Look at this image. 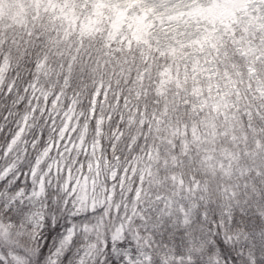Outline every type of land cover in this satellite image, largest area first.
<instances>
[{
	"label": "trees",
	"instance_id": "trees-1",
	"mask_svg": "<svg viewBox=\"0 0 264 264\" xmlns=\"http://www.w3.org/2000/svg\"><path fill=\"white\" fill-rule=\"evenodd\" d=\"M79 6L0 0V92L52 118L64 161L77 172L87 167L88 183L90 175L118 176L119 186L136 187L174 222L198 199H261L264 98L254 85H264V59L253 77L238 50L246 29L225 24L223 48L213 53L217 78L208 84L142 31L129 27L114 40L107 5ZM218 83L233 102L212 104ZM7 107L0 101V111Z\"/></svg>",
	"mask_w": 264,
	"mask_h": 264
},
{
	"label": "snow or ice",
	"instance_id": "snow-or-ice-1",
	"mask_svg": "<svg viewBox=\"0 0 264 264\" xmlns=\"http://www.w3.org/2000/svg\"><path fill=\"white\" fill-rule=\"evenodd\" d=\"M0 101V264H264V194L198 199L174 222L118 176L89 186L50 116L10 92Z\"/></svg>",
	"mask_w": 264,
	"mask_h": 264
},
{
	"label": "rangeland",
	"instance_id": "rangeland-1",
	"mask_svg": "<svg viewBox=\"0 0 264 264\" xmlns=\"http://www.w3.org/2000/svg\"><path fill=\"white\" fill-rule=\"evenodd\" d=\"M73 1L83 12L107 5L114 16L111 23L114 40L129 27L136 34L142 31L147 41L191 68V78H200L208 84L217 78L213 53L223 48L228 21L244 27L249 35L246 45L238 50L248 61L253 77L256 61L264 59V0H183L168 5L162 0ZM222 85L216 84L211 96L216 106L236 98L228 88H223L227 85ZM254 89L264 98V85L259 80L255 79ZM180 198L184 199L185 195Z\"/></svg>",
	"mask_w": 264,
	"mask_h": 264
},
{
	"label": "bare ground",
	"instance_id": "bare-ground-1",
	"mask_svg": "<svg viewBox=\"0 0 264 264\" xmlns=\"http://www.w3.org/2000/svg\"><path fill=\"white\" fill-rule=\"evenodd\" d=\"M180 1H183V0H162L163 3L165 4H172V3H176V2H180Z\"/></svg>",
	"mask_w": 264,
	"mask_h": 264
}]
</instances>
